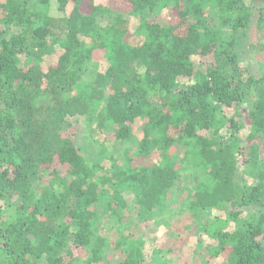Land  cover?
<instances>
[{
  "label": "trees",
  "instance_id": "16d2710c",
  "mask_svg": "<svg viewBox=\"0 0 264 264\" xmlns=\"http://www.w3.org/2000/svg\"><path fill=\"white\" fill-rule=\"evenodd\" d=\"M54 1L62 17L47 16L51 0H0V264L43 257L78 264L75 249L88 252L84 264H109L108 250L123 254L120 264H151L123 230L116 242L100 234L92 207L104 201L106 214L114 212L120 193L132 190L140 214L153 219L183 178L172 162L175 147L200 172L193 189L182 188L194 215L183 229L195 215L227 204V220L213 227L239 222L237 209L259 210L256 221L235 231L216 229L218 245L208 255L220 264H264V72L260 79L248 74L237 40L254 25L262 31L264 0H109L105 8L94 0ZM163 3L171 5L165 18L144 17ZM210 6L231 15L229 34L222 33L227 22L209 28ZM101 12L112 14L111 26L97 24ZM133 18L140 21L135 31ZM33 54L49 57L47 71L21 59ZM90 70L95 80L85 84ZM233 105H246L242 120L223 112ZM143 118L140 139L133 128ZM72 119L84 120L90 143L111 136L126 145L123 166L112 156L116 172L97 175L92 152L82 154L63 137ZM240 164L256 183L236 181ZM48 170L52 180L37 197L33 185ZM10 208L12 221L3 216ZM197 263L214 264L200 257Z\"/></svg>",
  "mask_w": 264,
  "mask_h": 264
},
{
  "label": "rangeland",
  "instance_id": "374dc122",
  "mask_svg": "<svg viewBox=\"0 0 264 264\" xmlns=\"http://www.w3.org/2000/svg\"><path fill=\"white\" fill-rule=\"evenodd\" d=\"M109 0H94V5L105 8L108 6ZM73 4L69 7L68 10L72 9ZM170 4H161L160 8L155 11L147 10L144 13V17H154L155 15L158 18H165L170 13ZM49 12L47 16L49 18H59L63 14L58 10V4L56 1L51 0L49 3ZM103 11V10H102ZM207 18L209 23V28L216 31L220 30L222 27V22H227L225 27H223V34H229L230 27L234 20L231 15L220 12L219 9L214 6L206 8ZM133 29L136 30L140 24L139 18L132 19ZM230 21V23H228ZM113 16L110 13L101 12L97 17V24L102 27H109L112 25ZM224 26V25H223ZM82 40L86 38L81 37ZM238 40V51L243 60L244 66L247 69L248 74H251L256 79H260L264 72V28L260 33H258L255 25L252 27V31L249 34H244L239 32L237 34ZM88 41V40H86ZM25 56H21V59L26 63H37L42 66L44 71H47L49 67V57L44 55L33 54L30 57L24 59ZM101 57L95 62L100 63L99 71H102L103 61ZM95 71L90 70L89 72L84 73L83 81L85 84H91L95 80ZM246 105H233L231 108L224 109V113L227 117L231 118L237 115H240V120L243 119V114L245 111ZM146 118L137 120L133 132L138 138L143 136V124L145 123ZM247 130L249 128H244L240 131V138L243 140L247 136ZM64 138L71 139L78 147L81 148L82 154L87 155L88 152H92L91 162L98 160L99 170L95 172L97 175H112L116 172V169H113L114 162L111 160V157L114 156V161L117 165H122L121 158L123 156V151H125L126 145H119L113 143L111 136H102V140H93L90 143L88 136L90 135V130L85 124L83 119H72L69 123L64 124V132L62 133ZM90 144V145H89ZM175 154H173L172 162L177 165V170L180 172L182 180L178 184V188L172 190L167 198V201L164 202L163 208L161 207L158 210H155L153 219L148 220L144 215L140 214L139 207L137 205V197L132 190L122 191L120 197L122 198L121 207L115 208L114 212L106 214V207L103 203L93 205L92 209L97 213L96 218V230L103 235H106L110 238L111 242H116L119 237L120 230L124 231L125 235L131 236L135 241V244L140 247L143 256L151 264H191L194 263L197 258L208 259L214 264H220L222 262L221 258H210L208 255L209 249L214 248L218 245L217 238L214 236L216 229L221 231L232 232L235 231L239 225L243 224L246 221H256L259 218L260 211L256 209H237L238 212H241L240 221L233 222L227 221L219 227H213L212 225L216 222H225L227 220L226 214L229 212V204L224 210H210L203 211L190 227V229H183L184 225H187L190 220H193V213L190 212L188 206L189 202L185 201L187 190H183V187L192 188L195 187L196 183L194 182V177H199L200 172L193 168L192 163H184L183 156L184 150H178L176 147L173 148ZM134 153V152H133ZM264 158V155H262ZM135 163L139 164L142 161L141 158H136L133 156ZM159 161L160 164L161 158L158 155H155L153 160ZM100 164V165H99ZM101 168V169H100ZM245 165L240 164L237 172V182L245 183H256L257 179L249 175H246L244 172ZM61 177H66V173L59 172ZM52 180L51 171H42L40 178L34 183L33 188L36 191L37 197L42 193L43 188L47 186ZM182 190L181 193L178 190ZM182 197V199H181ZM12 202H18L17 198H14ZM124 205V207H122ZM115 207V203H113ZM4 207V206H3ZM264 210V209H263ZM4 217L8 221L14 219L13 209H5ZM16 216V215H15ZM200 222V227L197 226ZM240 223V224H239ZM208 226V232L197 230L198 227ZM185 230V232L183 231ZM180 237L185 239V243L181 244ZM202 247L201 249H198ZM74 258L78 261V264H84L88 258V252L82 249L74 250ZM110 255V256H109ZM4 254L0 251V257H3ZM109 256V258H108ZM123 254L112 252L111 250L107 252V258L110 259L109 264H120L123 260ZM105 261H102L101 264H104ZM38 264H48L45 257H43ZM198 264V263H197Z\"/></svg>",
  "mask_w": 264,
  "mask_h": 264
}]
</instances>
